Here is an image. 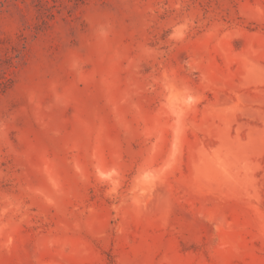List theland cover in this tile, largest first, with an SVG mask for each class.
Segmentation results:
<instances>
[{"label": "rangeland", "instance_id": "374dc122", "mask_svg": "<svg viewBox=\"0 0 264 264\" xmlns=\"http://www.w3.org/2000/svg\"><path fill=\"white\" fill-rule=\"evenodd\" d=\"M0 264H264V0H0Z\"/></svg>", "mask_w": 264, "mask_h": 264}]
</instances>
